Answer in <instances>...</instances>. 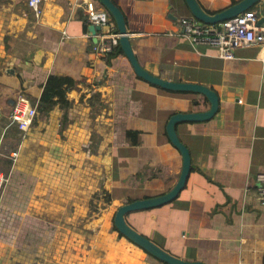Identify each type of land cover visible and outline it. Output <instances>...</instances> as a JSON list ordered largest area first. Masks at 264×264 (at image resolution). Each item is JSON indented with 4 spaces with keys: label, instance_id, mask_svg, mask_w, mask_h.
<instances>
[{
    "label": "crops",
    "instance_id": "1",
    "mask_svg": "<svg viewBox=\"0 0 264 264\" xmlns=\"http://www.w3.org/2000/svg\"><path fill=\"white\" fill-rule=\"evenodd\" d=\"M197 1L215 12L237 0ZM112 2L144 69L202 84L217 96L210 117L175 123L190 157L184 185L160 205L127 212L126 222L182 259L264 264L260 46L218 57L212 45L179 34L177 18L190 15L184 0ZM263 6L258 0L253 8ZM17 7L24 0H0V115L8 118L17 93L35 106L48 73L67 74L73 84L64 118L57 104L35 108L25 130L7 123L0 134V155L15 151L0 191V264H166L119 235L111 215L125 201L173 185L181 157L166 135V120L206 109L207 98L143 79L122 50L105 58L94 52L99 27L93 34L87 28L78 0H42L36 17L29 9L22 17ZM93 92L102 104L93 101L90 109ZM126 129L135 130V143Z\"/></svg>",
    "mask_w": 264,
    "mask_h": 264
},
{
    "label": "water",
    "instance_id": "2",
    "mask_svg": "<svg viewBox=\"0 0 264 264\" xmlns=\"http://www.w3.org/2000/svg\"><path fill=\"white\" fill-rule=\"evenodd\" d=\"M104 8L109 12L110 16L112 17L117 31L119 32L118 35V44L127 57L130 65L132 66L133 71L143 79L157 84L161 87L167 89H175V90H192L197 91L203 94L208 102L209 106L204 110H196V111H188V112H174L170 114L165 123V132L170 140V142L178 149L181 157V165L178 176L173 183V185L167 189L166 191L151 195L145 196L141 198H135L129 201H125L119 204L111 215V222L112 225L119 231L122 235L132 241L134 244L138 245L140 248L145 250L148 254L153 256L154 258L165 262L166 264H204L200 260H186L179 258L165 250L164 248L160 247L158 244L153 242L151 239L146 237L145 235L139 233L135 230L132 226H130L125 218L124 215L132 210L144 209L153 206L160 205L171 198H173L180 188L184 185V181L189 169L190 157L188 153L187 147L178 139L174 126L175 123L182 120H202L210 117L217 108V96L213 90L210 88L193 82L187 81H177V80H169L159 76H156L146 69H144L137 61L128 37L126 35V29L124 25V18L119 10V8L112 2V0H97ZM258 0H237L235 2L230 3L229 5L215 11L212 13L206 12L198 3L197 0H184L185 4L187 5L189 12L195 18L206 22V23H219L221 20L226 19L235 15L236 13L247 9L250 5L254 4ZM261 18L257 20L260 22ZM97 24H88L87 28L93 34L94 30L98 28ZM106 26H101V28H105ZM94 38V36H93ZM12 71V67L4 68L5 73H9Z\"/></svg>",
    "mask_w": 264,
    "mask_h": 264
},
{
    "label": "built area",
    "instance_id": "3",
    "mask_svg": "<svg viewBox=\"0 0 264 264\" xmlns=\"http://www.w3.org/2000/svg\"><path fill=\"white\" fill-rule=\"evenodd\" d=\"M80 12L85 22L97 24L99 29L94 32L95 41L92 50L105 58L107 53L117 44L119 32L109 12L97 0H78ZM42 7V0H24V7L16 11L22 17L28 15L29 9L36 17ZM261 18L260 22L257 20ZM179 34L188 38L191 43H207L216 50V55L230 58L233 49L240 46L257 44L264 55V6L244 9L235 15L221 20L219 23H206L192 15L177 18ZM106 26L101 29V26ZM83 35H88L84 32ZM90 35V34H89ZM264 59V56L261 58ZM35 114V106L22 93H17L11 102L8 123H13L18 130H25ZM10 155L13 157L15 151ZM6 177L0 173V191ZM261 203L264 204V180L259 186Z\"/></svg>",
    "mask_w": 264,
    "mask_h": 264
},
{
    "label": "trees",
    "instance_id": "4",
    "mask_svg": "<svg viewBox=\"0 0 264 264\" xmlns=\"http://www.w3.org/2000/svg\"><path fill=\"white\" fill-rule=\"evenodd\" d=\"M254 4L250 5L248 9L252 8ZM206 12L212 13L209 10H205ZM191 15V14H190ZM121 51L118 43L112 47V49L107 53L112 54L113 52ZM73 80L67 74H59V73H48L41 85V90L37 100L35 101V108L38 112L46 111L53 104H57L62 108V118L65 117V110L68 105V100L66 98V91L72 86ZM98 92L91 93L88 98L89 103L91 104L90 109H93V101H96L99 105L102 103L97 100ZM32 102V101H31ZM33 103V102H32ZM33 119V118H32ZM8 123V118L4 115H0V134L4 127ZM125 137L128 138L130 143L136 142V132L133 129H126L124 131ZM10 160L5 157H0V170L6 168L9 165ZM102 199L104 201L109 200L108 194L102 190ZM97 193L92 194L91 198H96ZM129 201V200H128ZM114 229H116L113 226ZM117 230V229H116ZM119 235H122L119 231H117ZM145 251V250H144ZM146 252V251H145ZM147 253V252H146ZM264 261V259H263Z\"/></svg>",
    "mask_w": 264,
    "mask_h": 264
},
{
    "label": "rangeland",
    "instance_id": "5",
    "mask_svg": "<svg viewBox=\"0 0 264 264\" xmlns=\"http://www.w3.org/2000/svg\"><path fill=\"white\" fill-rule=\"evenodd\" d=\"M12 151H14V149H13V150H9V152L6 153V154H4V155H0V157H5L6 159L10 160L9 165H7L5 169L0 170V173H2L6 178H7V173H8L7 171L9 170L11 164L13 163V157L10 155V152H12ZM9 155H10V156H9ZM125 170H126L127 174H129V173H128L129 168H127V169H125ZM5 181H6V180H5ZM5 181H4V182H5Z\"/></svg>",
    "mask_w": 264,
    "mask_h": 264
}]
</instances>
